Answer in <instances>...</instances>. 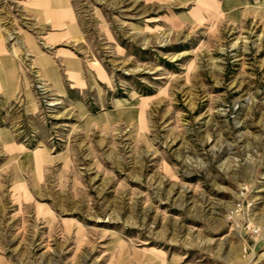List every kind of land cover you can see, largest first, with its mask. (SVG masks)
Masks as SVG:
<instances>
[{
  "label": "rangeland",
  "instance_id": "374dc122",
  "mask_svg": "<svg viewBox=\"0 0 264 264\" xmlns=\"http://www.w3.org/2000/svg\"><path fill=\"white\" fill-rule=\"evenodd\" d=\"M0 264H264V0H0Z\"/></svg>",
  "mask_w": 264,
  "mask_h": 264
}]
</instances>
